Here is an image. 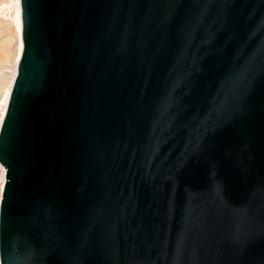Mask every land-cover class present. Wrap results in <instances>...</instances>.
Listing matches in <instances>:
<instances>
[{
    "label": "water",
    "instance_id": "water-1",
    "mask_svg": "<svg viewBox=\"0 0 264 264\" xmlns=\"http://www.w3.org/2000/svg\"><path fill=\"white\" fill-rule=\"evenodd\" d=\"M0 264H264V0H20Z\"/></svg>",
    "mask_w": 264,
    "mask_h": 264
},
{
    "label": "rangeland",
    "instance_id": "rangeland-1",
    "mask_svg": "<svg viewBox=\"0 0 264 264\" xmlns=\"http://www.w3.org/2000/svg\"><path fill=\"white\" fill-rule=\"evenodd\" d=\"M7 1L8 0H0V5L3 3L5 4ZM11 16L6 17L0 15V102L3 99L6 89L11 84L15 73L14 61L17 55L18 36L15 30V25L10 21ZM2 184V167L0 165V198Z\"/></svg>",
    "mask_w": 264,
    "mask_h": 264
},
{
    "label": "bare ground",
    "instance_id": "bare-ground-1",
    "mask_svg": "<svg viewBox=\"0 0 264 264\" xmlns=\"http://www.w3.org/2000/svg\"><path fill=\"white\" fill-rule=\"evenodd\" d=\"M21 12V6H20V0H8L5 4L3 3L2 5H0V15L2 16H6V17H10L11 15V20L13 25H15V30L17 32V40H18V47H17V55L15 58V73H14V78L11 81V84L8 86V88L5 91V94L3 96L2 101L0 102L1 106V115H0V127H1V123L3 121V118L5 116L6 110H7V106H8V102H9V98H10V94H11V90L13 87V83H14V79L15 76L17 74V63L18 60L20 58L21 52H22V45L19 41L20 35H21V31L19 30V26H18V15ZM2 181L4 183V169L2 168ZM3 187V184L1 186V188ZM2 191V190H1Z\"/></svg>",
    "mask_w": 264,
    "mask_h": 264
}]
</instances>
